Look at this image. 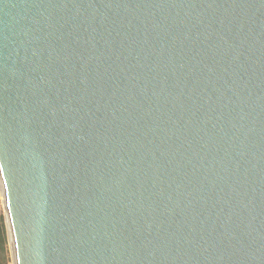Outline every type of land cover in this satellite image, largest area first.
<instances>
[{
    "label": "water",
    "instance_id": "95a60500",
    "mask_svg": "<svg viewBox=\"0 0 264 264\" xmlns=\"http://www.w3.org/2000/svg\"><path fill=\"white\" fill-rule=\"evenodd\" d=\"M0 191L15 264H264V0H0Z\"/></svg>",
    "mask_w": 264,
    "mask_h": 264
},
{
    "label": "trees",
    "instance_id": "16d2710c",
    "mask_svg": "<svg viewBox=\"0 0 264 264\" xmlns=\"http://www.w3.org/2000/svg\"><path fill=\"white\" fill-rule=\"evenodd\" d=\"M8 230L6 220L0 206V264H9Z\"/></svg>",
    "mask_w": 264,
    "mask_h": 264
},
{
    "label": "rangeland",
    "instance_id": "374dc122",
    "mask_svg": "<svg viewBox=\"0 0 264 264\" xmlns=\"http://www.w3.org/2000/svg\"><path fill=\"white\" fill-rule=\"evenodd\" d=\"M0 206L2 208L4 217H5V209H4V203H3V198H2L1 191H0ZM5 220H6V217H5ZM6 226H7V223H6ZM7 230H8V228H7ZM8 253H9V255H8L9 256V264H14L13 251H12V248H11L9 233H8Z\"/></svg>",
    "mask_w": 264,
    "mask_h": 264
},
{
    "label": "bare ground",
    "instance_id": "6f19581e",
    "mask_svg": "<svg viewBox=\"0 0 264 264\" xmlns=\"http://www.w3.org/2000/svg\"><path fill=\"white\" fill-rule=\"evenodd\" d=\"M3 202H5L4 199H3ZM10 243H11L12 251L14 252V249H13V243H12V238H10ZM13 259H14V257H13ZM15 263H16V262H15V259H14V264H15Z\"/></svg>",
    "mask_w": 264,
    "mask_h": 264
}]
</instances>
